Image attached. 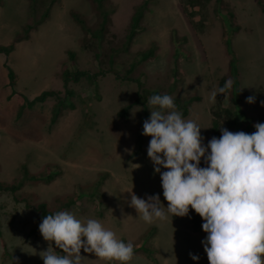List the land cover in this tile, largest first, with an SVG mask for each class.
Returning a JSON list of instances; mask_svg holds the SVG:
<instances>
[{"label": "rangeland", "instance_id": "1", "mask_svg": "<svg viewBox=\"0 0 264 264\" xmlns=\"http://www.w3.org/2000/svg\"><path fill=\"white\" fill-rule=\"evenodd\" d=\"M140 1L109 0L114 9L99 49L71 16L75 11L93 26L96 15L89 0H56L48 17L26 37L21 29L29 18V0H0V45H12L7 54L0 52V183L22 180L14 194L0 192V264H43L39 253L50 242L38 230V211L27 205L43 202L47 209L59 211L70 200L63 210L100 219L121 239L134 242L135 256L129 264H209L201 243L207 235L203 220L192 226L193 209L188 216L169 215L166 221L147 224L129 206L130 194L125 190L132 187L140 198L159 194L165 206L168 202L160 175L147 156L151 137L139 136L150 106L133 105L125 116L118 112L137 96L135 77L150 91L181 100L198 96L182 114L207 127L201 129L207 144L213 137L210 91L221 78L228 79V37L238 62L240 106L254 125L257 117H264L260 104L264 100V9L258 2L264 0H197L195 4L182 0L192 12V26L179 0H150L141 29L115 58V67L123 72L137 60L138 52L154 45V55L135 65L130 73L134 77L121 79L105 72L94 82L81 78L64 87L60 70L63 63L71 66L67 51L75 52L78 69L93 73L107 68L105 52L123 41L130 14ZM7 67L15 76L14 93L7 84ZM47 89L60 91L64 103L73 106L63 107L53 123L51 109L57 101L53 96L19 113L25 99ZM250 95L255 102H246ZM222 105L232 107L229 91ZM201 166H206L203 159ZM190 252L199 260L193 261ZM81 255L83 264H119L83 249Z\"/></svg>", "mask_w": 264, "mask_h": 264}, {"label": "clouds", "instance_id": "2", "mask_svg": "<svg viewBox=\"0 0 264 264\" xmlns=\"http://www.w3.org/2000/svg\"><path fill=\"white\" fill-rule=\"evenodd\" d=\"M233 83L228 78L213 87L209 99L226 94ZM246 102H255V96ZM147 103L150 116L143 121L142 134L151 137L147 156L168 203L159 194L140 198L132 187L125 190L129 206L147 224L166 221L169 215L188 216L191 208L203 220L207 235L201 243L209 264H264V122L255 123L251 133L220 127L221 135L205 144L201 129L207 127L185 118L172 95L153 94ZM260 104L264 107V100ZM202 159L206 166H201ZM38 230L50 242L39 253L43 264H83L81 249L119 264H129L135 256L132 240L121 239L100 219L70 210L45 215ZM189 256L199 260L197 254Z\"/></svg>", "mask_w": 264, "mask_h": 264}, {"label": "trees", "instance_id": "3", "mask_svg": "<svg viewBox=\"0 0 264 264\" xmlns=\"http://www.w3.org/2000/svg\"><path fill=\"white\" fill-rule=\"evenodd\" d=\"M56 0H29V18L26 21V23L22 26L21 33L23 36H27L28 31L30 29L35 28L38 24H40L42 21H44L50 12V8L52 7L53 3ZM92 6V9L96 15V21L93 24V26H90L87 24L86 20L77 12L72 11L71 16L72 18L80 25L81 29L83 30L85 37L88 39L94 40L98 43L99 49H102V42L105 40V37L108 33L111 18L110 15L113 12V7L109 0H89ZM220 1V0H218ZM150 0H141L137 5L134 6L132 13L130 14L129 21L127 24L126 32L124 35L123 41L118 44L117 46H111L108 48L107 52H105L107 56V63L108 67L103 69L99 68L96 72L90 73L87 70L78 69L75 66V52L72 50L67 51V59L68 63L71 66H68L67 63H63L60 70V77L63 82V86L66 87L68 81H75L77 82L81 78H86L87 80L94 82L95 79L98 77V75H103L105 72H113L116 74L117 77L121 79H129L132 76L130 73L135 68V65L140 62L147 60L148 58L152 57L154 55V45H151L146 50H143L141 52H138V58L134 62L130 63L126 68H124L123 72H120L115 67L116 63V56L121 51H126L129 48V45L136 35V33L141 29V22L143 20L144 14L147 11L149 7ZM192 4L197 3V0H190ZM259 5L262 9H264V2L258 1ZM179 3H181V9L182 12L187 16L188 23L190 26L194 24L193 15L191 11H188L185 4L182 3V0H179ZM226 48L228 51V54L230 56L229 62H228V78H231L234 83L231 90H229V99L232 102V107H224L222 105V99L225 94L218 93L216 100L214 101L213 107H212V117H211V123L209 131L212 134V136H216L217 138L221 135L220 127L227 128L230 131H245L247 133H251L255 131L254 125H251L248 123L249 121L253 120L251 117H246L245 113L242 111L240 106V93H239V71H238V62L237 57L234 53V51L231 48L230 40L227 37L225 39ZM12 45L10 46H2L0 45V52L7 54L9 52V49H11ZM101 51L95 53L96 57H100ZM71 67V68H70ZM6 77H7V84L10 87L11 93L15 92V76L13 71L7 67L6 69ZM134 81L137 83V96L136 98L131 102L126 104L118 113L122 116H125L128 109L137 104H141L144 109L147 107V99L153 95V94H163L160 91H150L147 88H145L142 85L141 80L139 77L133 78ZM226 80L225 77L221 78L219 80L218 86H222L224 81ZM217 86V87H218ZM60 91H55L51 89L42 90L39 94L34 96L32 99H25V102H23L20 105L19 113L22 112V110L26 106H30L34 104L35 102H42L48 97H55L57 101L54 103L52 109H51V117L50 122H55L57 116L59 115L61 109L64 107H72V103L65 104L63 101V98L60 96ZM66 93L68 95L72 94L71 90H68L66 88ZM148 94V96H146ZM198 96H192L187 99H179L174 98V102L178 108L181 109L182 113H186L187 106L189 103L195 99H197ZM246 120V121H244ZM244 121V122H243ZM242 122V123H241ZM257 122H264V117L259 116L255 119V123ZM142 135V131L139 136ZM21 171L23 173H26L25 167L21 168ZM51 171V170H48ZM22 186V180L18 179V181H15L11 184H4L0 183V192H7L10 194H14L20 187ZM16 200V198H14ZM71 203L70 201H67L66 203L62 204L60 207L61 210L68 207ZM27 206H31L35 211H38L37 221L41 222L42 218L45 215L51 214L56 211H51L46 208V205L43 202H36L35 204H29ZM59 209V211H60ZM201 217L199 214L193 213L192 215V226L197 227L201 221Z\"/></svg>", "mask_w": 264, "mask_h": 264}]
</instances>
